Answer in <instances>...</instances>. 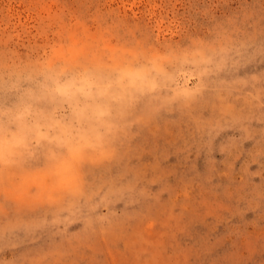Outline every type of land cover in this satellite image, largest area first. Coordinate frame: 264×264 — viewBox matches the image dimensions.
<instances>
[{
  "label": "rangeland",
  "instance_id": "1",
  "mask_svg": "<svg viewBox=\"0 0 264 264\" xmlns=\"http://www.w3.org/2000/svg\"><path fill=\"white\" fill-rule=\"evenodd\" d=\"M0 264H264V0H0Z\"/></svg>",
  "mask_w": 264,
  "mask_h": 264
}]
</instances>
